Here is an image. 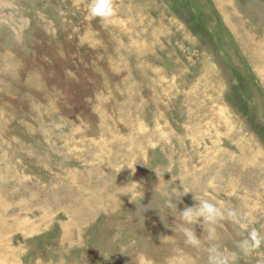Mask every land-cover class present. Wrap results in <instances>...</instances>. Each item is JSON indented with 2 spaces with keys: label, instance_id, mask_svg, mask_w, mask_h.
<instances>
[{
  "label": "rangeland",
  "instance_id": "1",
  "mask_svg": "<svg viewBox=\"0 0 264 264\" xmlns=\"http://www.w3.org/2000/svg\"><path fill=\"white\" fill-rule=\"evenodd\" d=\"M88 3L0 0V224L22 226L0 260L207 264L217 243L264 264L227 219L186 245L170 207L264 231V0H117L111 26Z\"/></svg>",
  "mask_w": 264,
  "mask_h": 264
},
{
  "label": "clouds",
  "instance_id": "2",
  "mask_svg": "<svg viewBox=\"0 0 264 264\" xmlns=\"http://www.w3.org/2000/svg\"><path fill=\"white\" fill-rule=\"evenodd\" d=\"M74 6H80V0H74ZM118 16L117 0H89L86 7L85 19L88 21L98 20L102 26H111L115 23ZM135 173V167H130ZM177 177L172 178L173 181ZM181 183L182 178L179 177ZM127 193V192H122ZM188 191H177L174 195L178 198V202L183 194ZM194 200L198 201L193 206H185L183 210L177 211V204L170 205L179 213L181 221L190 227H185L183 234L185 244L196 249L202 247V241L195 230L196 225H202L206 228L208 241L218 240L217 225L224 220H230L236 224L247 235L242 238L237 248L240 253L245 256L251 255L264 245V231L255 227H250L249 223L240 217L237 210L226 209L210 200L199 199L194 195ZM132 200V199H131ZM133 201V200H132ZM207 264H238L239 256L235 252H229L219 246L217 243H210L206 248ZM139 264H149L146 258L141 259Z\"/></svg>",
  "mask_w": 264,
  "mask_h": 264
},
{
  "label": "bare ground",
  "instance_id": "3",
  "mask_svg": "<svg viewBox=\"0 0 264 264\" xmlns=\"http://www.w3.org/2000/svg\"><path fill=\"white\" fill-rule=\"evenodd\" d=\"M262 56H263V54H262V52H261V58H262ZM18 226H21L18 222H13L12 224H7V223H5L4 221L0 224V236L4 233V232H6V231H8V230H10V229H12V228H14V227H18ZM22 227V226H21ZM32 228H34V227H31V229ZM25 229H28V227H26ZM30 229V228H29ZM1 250V249H0ZM3 251H0V259L2 258V256L1 255H3ZM0 264H5L2 260H0Z\"/></svg>",
  "mask_w": 264,
  "mask_h": 264
}]
</instances>
